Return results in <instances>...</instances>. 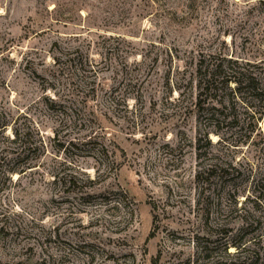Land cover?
Wrapping results in <instances>:
<instances>
[{
  "label": "rangeland",
  "instance_id": "rangeland-1",
  "mask_svg": "<svg viewBox=\"0 0 264 264\" xmlns=\"http://www.w3.org/2000/svg\"><path fill=\"white\" fill-rule=\"evenodd\" d=\"M228 60L264 84V0H0V148L40 157L0 179V264H264V98L199 96Z\"/></svg>",
  "mask_w": 264,
  "mask_h": 264
},
{
  "label": "trees",
  "instance_id": "trees-1",
  "mask_svg": "<svg viewBox=\"0 0 264 264\" xmlns=\"http://www.w3.org/2000/svg\"><path fill=\"white\" fill-rule=\"evenodd\" d=\"M227 63L228 66H224L222 63H219L218 65L215 64L213 66V70L211 64L205 68L200 66L198 75H200L202 78L198 87L200 91H202L199 93V96H203L205 92H210L217 84L227 87L230 91L232 90L231 84H235V90L232 92L238 93L240 95H243L246 92H251L261 103L264 98V84L261 82V80L252 76V74H249V71L241 67L238 61L228 60ZM227 103L228 101L226 100H221L218 102V104L225 109L227 107ZM229 119L224 118L223 123H226L228 126L235 127V125L238 123L237 118L233 117ZM7 128L8 125L6 124L0 126V133ZM27 136L28 134H19V132L16 130H13L12 137L3 135L7 146L0 148V179L2 178L3 180L5 179L12 182V178L15 174L24 176L27 171H30L36 167L35 162L38 161L40 157L37 156L33 160H29L30 158H28V154L31 152L32 148H30V144L27 141ZM43 148V143H40V147L36 146L33 152L39 153L40 156L41 150ZM115 163L116 162H114L113 165ZM111 170L112 168H109L108 172H111ZM56 180L62 181L64 178L60 180L58 176H55L54 182H56ZM96 183H99V179H88L87 182H85L83 185H80L76 178L71 177L69 178L68 182L64 184H68V188L70 189L69 191L72 193L78 192L83 198L84 194L87 195L86 192H83L84 187L88 188L89 186L87 184L93 185ZM119 207L124 208L121 200H119L117 205L114 206V209H119ZM160 259L161 256L156 257L152 264H159Z\"/></svg>",
  "mask_w": 264,
  "mask_h": 264
}]
</instances>
